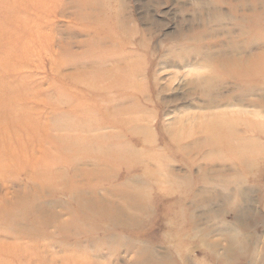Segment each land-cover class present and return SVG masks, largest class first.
<instances>
[{"label":"rangeland","instance_id":"obj_1","mask_svg":"<svg viewBox=\"0 0 264 264\" xmlns=\"http://www.w3.org/2000/svg\"><path fill=\"white\" fill-rule=\"evenodd\" d=\"M261 62L264 0H0V264H264Z\"/></svg>","mask_w":264,"mask_h":264},{"label":"bare ground","instance_id":"obj_2","mask_svg":"<svg viewBox=\"0 0 264 264\" xmlns=\"http://www.w3.org/2000/svg\"><path fill=\"white\" fill-rule=\"evenodd\" d=\"M105 2V1H104ZM262 64H260L261 66H258L257 64H255L254 65V70H256L257 72L259 71V70H261V67L263 66V64H264V62H261ZM84 98H86V97H84ZM83 99V98H82ZM13 100V99H12ZM87 99H84V101H86ZM78 105H81L80 103H78ZM83 106H84V104H83ZM0 109H2L1 107H0Z\"/></svg>","mask_w":264,"mask_h":264}]
</instances>
